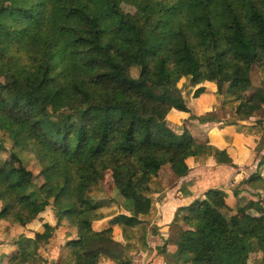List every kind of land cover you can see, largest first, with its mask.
Here are the masks:
<instances>
[{
    "label": "trees",
    "instance_id": "16d2710c",
    "mask_svg": "<svg viewBox=\"0 0 264 264\" xmlns=\"http://www.w3.org/2000/svg\"><path fill=\"white\" fill-rule=\"evenodd\" d=\"M254 66L264 69V0H0V118L12 142L7 161L0 159V219L25 229L52 206L78 236L69 242L68 264H100L102 257L128 264L114 226L144 235L141 217L161 170L183 177L186 160L211 149L185 127L175 131L172 111L215 121L187 104L209 105L211 83L237 116L222 126L251 123L264 142V90L252 91ZM184 79L194 87L190 100L178 87ZM20 152L36 158L40 184ZM218 159L231 162L225 152ZM263 165L264 158L243 182L258 180ZM107 178L118 198L94 201L91 190ZM260 186L262 194L246 202L237 187L234 210L217 188L179 207L177 257L248 264L254 254L264 264V178ZM111 203L122 213L95 229ZM42 225L33 238L19 236L13 264L47 261L40 248L55 227Z\"/></svg>",
    "mask_w": 264,
    "mask_h": 264
},
{
    "label": "crops",
    "instance_id": "0c3cea01",
    "mask_svg": "<svg viewBox=\"0 0 264 264\" xmlns=\"http://www.w3.org/2000/svg\"><path fill=\"white\" fill-rule=\"evenodd\" d=\"M208 85L210 91L206 95L209 105L199 104L194 108L187 101L196 115L214 112L222 106L223 100L219 101V97H216L215 87L211 83ZM187 117L186 113L172 111L168 115V120L173 127L179 128V132L185 127L197 143H206L211 149L206 154L189 157L186 162L190 170L183 177H176L166 169L163 174L159 173L156 179L159 180L160 187L151 192L152 204L149 214L141 217L147 221L143 227L144 235L136 229L114 226L112 237L123 245L124 260L128 264H190L177 257V246L172 241V237L177 235L173 222L178 208L188 205L195 198L201 197L208 189H215L219 185L226 187L217 189L224 190L226 202L231 208L235 206L236 203L233 205L232 203L236 199L242 198V194H249L250 199L254 200L260 193L258 189L260 180L246 187L247 190L240 189L238 198L234 196L232 189H236L240 181L244 179L241 169L253 165L260 147H262L260 152L264 150V142L261 143L263 131L257 126L250 125L251 123L243 122L222 126L223 117L222 120L205 123H199ZM221 152H225L230 158V163L219 162L218 156ZM234 167L239 169L232 173ZM229 176L231 177L229 183H225ZM260 176L264 178V167ZM251 191L257 196L250 194ZM228 199L233 201L229 203ZM249 211L257 214L254 208ZM100 213L101 217L93 222L95 229L109 226L110 220L121 214L122 210L111 203L109 208ZM43 223L54 226L55 230L53 238L40 248L47 259L46 262L41 261V264H68L71 258L69 242L77 239L78 236L74 228L68 225L65 217L59 220L57 211L52 206L47 207L39 215L38 220L26 226L25 229H15L12 224L0 219V264H13L9 257L20 247L19 236L23 234L27 238H33L35 231L44 230ZM176 223L183 224L180 221ZM152 227L155 228V232H152ZM100 264L118 263L108 257H102Z\"/></svg>",
    "mask_w": 264,
    "mask_h": 264
},
{
    "label": "rangeland",
    "instance_id": "374dc122",
    "mask_svg": "<svg viewBox=\"0 0 264 264\" xmlns=\"http://www.w3.org/2000/svg\"><path fill=\"white\" fill-rule=\"evenodd\" d=\"M124 9L128 10V11H133V8L131 6L128 5H123ZM133 74L136 75L137 74V69H133ZM252 78H253V87H252V91H255L258 88H261L262 90H264V69H260V67L258 66H254L253 70H252ZM0 82H4V77L2 75H0ZM178 87L181 90V93L183 94L184 98L187 100L190 98H192V92L194 90V87H192L189 84L188 80H180L178 82ZM226 87V84L223 85L222 90L224 91ZM223 95H219V101L223 100ZM227 102H225L220 108H218L216 111L214 112H210L208 114H210V116H213L216 120H222L221 118L223 117V121L224 122H230L232 120L237 119V116L234 114V109H233V102H229V105H226ZM63 115V113H58L57 116L61 117ZM256 119L258 118V116L255 117ZM1 123L2 120L0 118V145H2L1 149H0V159L2 161H7L8 159V155H9V151H11L12 148V142L11 140L8 138V135L6 134V132L4 130H2L1 128ZM170 126L175 129V131L179 132V128L178 127H173L171 124ZM262 148V147H260ZM260 148L256 154L255 160L253 161V165L252 166H248V167H244L243 169H241L243 171L244 174V179L240 181L239 185L237 186L238 189H246V187L250 186L253 183H257L258 179L255 182L252 183H248V182H243L245 181L249 175H251L252 173H254L255 171H257V163L262 161L264 158V150L262 152H260ZM20 157L22 159V161L24 162L25 166L27 169H29L32 173H33V178H34V183L35 184H40L42 182V177L39 174V164L36 160V158L34 157V155H32L29 152H20ZM264 165L261 167L259 173H262V169H263ZM237 167H234L232 170V173L234 171H237ZM164 169L161 170L160 174H163ZM167 171V170H166ZM261 177V176H260ZM230 176L227 178V180H225V183H229L230 181ZM262 178V177H261ZM217 188H226L224 187V185H219ZM254 189V188H253ZM257 189V188H256ZM258 189L260 191V193L262 194V189L260 188V186H258ZM233 190V194H234V190ZM247 190V189H246ZM224 191V190H223ZM252 195H255L254 192H249ZM259 193V195H260ZM90 197L94 200V201H101V200H105V199H110L113 196L118 198L113 192H112V187H111V182L109 180V178L105 179L104 183H101L99 185H96L93 187V189L90 192ZM258 195V197H259ZM249 194H242V198L241 200L243 202L252 200L249 197ZM257 196V195H255ZM257 197V198H258ZM256 198V199H257ZM256 199H254L253 201H255ZM229 200V203L232 202L233 200ZM236 200L232 203L235 204ZM233 210H234V205H233ZM175 229V228H174ZM172 241L174 242V244L176 245V241H177V236L175 235L174 238L172 237ZM248 264H259V260L257 259V256L252 254L249 257L248 260Z\"/></svg>",
    "mask_w": 264,
    "mask_h": 264
}]
</instances>
